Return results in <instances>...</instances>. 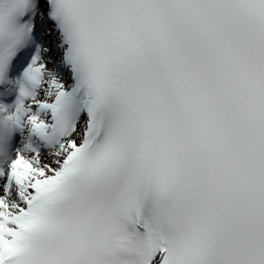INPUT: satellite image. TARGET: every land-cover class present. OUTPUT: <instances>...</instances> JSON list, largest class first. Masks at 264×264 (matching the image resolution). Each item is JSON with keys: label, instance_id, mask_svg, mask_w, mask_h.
I'll return each mask as SVG.
<instances>
[{"label": "snow or ice", "instance_id": "1", "mask_svg": "<svg viewBox=\"0 0 264 264\" xmlns=\"http://www.w3.org/2000/svg\"><path fill=\"white\" fill-rule=\"evenodd\" d=\"M0 264H264V0H0Z\"/></svg>", "mask_w": 264, "mask_h": 264}]
</instances>
